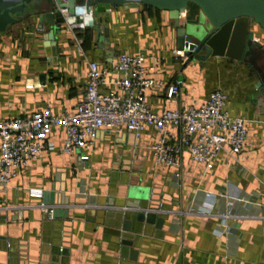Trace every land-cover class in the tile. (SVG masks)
Here are the masks:
<instances>
[{"label": "crops", "instance_id": "crops-1", "mask_svg": "<svg viewBox=\"0 0 264 264\" xmlns=\"http://www.w3.org/2000/svg\"><path fill=\"white\" fill-rule=\"evenodd\" d=\"M104 19L103 48L93 27L71 31L63 24L54 32L56 56L44 45L52 26L37 16L0 32V121L43 110H74L84 96L89 61L105 66L117 52H143L163 83L146 92L151 110L199 105L219 89L227 95L229 112L245 118L246 142L236 155L221 150L208 170L184 153L180 186L173 188L174 169L156 165L150 150L154 127L139 138L130 131L99 129L92 144L71 154L60 152L64 133L55 127L47 138L53 148L44 149L6 190L0 189V264H264L263 200L252 199L259 211L238 208L246 215L237 219L223 218L219 206L210 213L187 211L194 198L210 202L260 189L264 83H259L258 70L227 56L204 61L174 57L176 28L167 11L143 4L136 10L112 6ZM249 26L264 46V30L254 22ZM257 66L264 68L263 58ZM177 79L179 93L167 98L168 85ZM41 205L53 208V214ZM139 209L155 212L163 222H138ZM125 210L131 211L129 230L117 229ZM222 226L231 227L232 234L223 233Z\"/></svg>", "mask_w": 264, "mask_h": 264}, {"label": "built area", "instance_id": "built-area-1", "mask_svg": "<svg viewBox=\"0 0 264 264\" xmlns=\"http://www.w3.org/2000/svg\"><path fill=\"white\" fill-rule=\"evenodd\" d=\"M51 1L57 4L67 0ZM60 11L64 15V25L69 30L90 27L88 23L93 15L91 8L85 4L75 5L72 16L66 7L60 8ZM73 38L81 49V40L76 35ZM173 54L176 58L184 55L180 49L173 51ZM109 74L111 78L107 79ZM155 74V66L147 62L143 52L120 51L105 66L95 60L88 62L84 96L74 110L64 109L59 113L43 110L1 120L0 189L6 190L19 170L38 158L44 149L53 148L47 138L55 127L63 129L60 152L65 154L92 144L99 129L117 133L130 131L135 138H139L146 128L154 127L157 136L150 144V150L156 165L174 169L169 179V185L173 188L180 186L181 157L184 153L192 162L208 170L215 164L221 150L227 149L231 155L240 152L247 138L246 120L243 116L229 112L224 92L213 89L199 105L168 108L157 113L150 109L146 100V92L150 88L163 84ZM180 87V79L169 84L167 98L175 97ZM81 158L87 159V155L83 154ZM254 198L264 201V181L260 183L259 190L240 193L232 198L215 197L210 202L194 198L187 211L210 213L219 206L218 213L223 218L237 219L246 215L238 213V208L254 207L259 211V206L252 200ZM41 208L49 216L53 214V208L45 205H41ZM156 210L157 213L164 212L161 208ZM221 229L228 235L233 232L228 226H222Z\"/></svg>", "mask_w": 264, "mask_h": 264}, {"label": "water", "instance_id": "water-1", "mask_svg": "<svg viewBox=\"0 0 264 264\" xmlns=\"http://www.w3.org/2000/svg\"><path fill=\"white\" fill-rule=\"evenodd\" d=\"M77 4L91 8L93 16L88 24L95 30L99 48H103V40L107 39L104 19L106 11L112 6L136 10L140 4L148 5L168 12L176 28V45L183 50L186 61H204L209 56L242 60L256 67L260 76L259 83H264V68H257V61L264 59V46L254 38L249 26L254 22L264 30V0H67L57 4L51 0H0V32L28 17L37 16L41 23L52 26L44 45L56 56L54 32L64 24L60 8L66 7L72 16ZM110 47L113 48V45ZM108 54L112 57L114 53L111 50ZM128 212L131 211L119 213L124 221L116 225L117 229L129 230ZM135 216L138 222L144 224L157 225L163 222L155 212H145L144 209L137 210ZM122 242L131 244L126 240Z\"/></svg>", "mask_w": 264, "mask_h": 264}]
</instances>
